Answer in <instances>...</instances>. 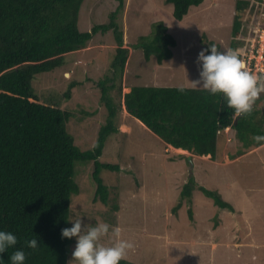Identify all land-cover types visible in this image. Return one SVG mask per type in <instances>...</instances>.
<instances>
[{"label":"rangeland","instance_id":"374dc122","mask_svg":"<svg viewBox=\"0 0 264 264\" xmlns=\"http://www.w3.org/2000/svg\"><path fill=\"white\" fill-rule=\"evenodd\" d=\"M118 3L84 0L79 27L86 30L109 22V13ZM125 3L119 23L125 31L124 45L130 52L122 80L123 93L133 85L197 87L192 81L199 78V51L207 48L210 40L219 44L221 50L232 49L236 0H205L191 6L181 20L174 17L173 5L166 0ZM243 17L249 19L251 13L245 11ZM159 20L168 25L177 40L172 57L162 63L155 57L147 60L142 47L136 46L142 35L152 33V24ZM256 20L247 21V28L252 29ZM256 34L251 31L245 35L247 40L244 37L241 41L254 45V39L256 49L259 48L255 56L261 55L254 58L255 68L264 71V29L258 38H253ZM116 46L113 29L105 35L97 34L88 46L66 53L61 67L36 74L32 81L44 102L72 112L67 130L82 150L93 147L99 128L105 123L107 109L100 100L97 81L111 73ZM244 65L247 69L248 64ZM75 80L81 83L72 88L70 98L65 97L68 85ZM112 95L120 101L117 88ZM256 99L260 102L257 107L264 111V92ZM116 120L119 132L108 137L100 157L102 162L120 165L119 170L101 171L111 191L108 203L93 201L94 162L77 160L74 177L80 191L72 195L70 220L82 216L84 224L99 219L118 227L119 238L135 245L125 258L138 264H264V143L244 147L235 129L229 127L220 131L217 155L212 157L172 148L131 115L124 104ZM191 175L197 187L189 200L182 198L181 190ZM200 186L220 193L233 209L220 208ZM113 202L118 204L116 209ZM113 239L110 228L101 243L109 244ZM75 245L74 237L70 261Z\"/></svg>","mask_w":264,"mask_h":264},{"label":"trees","instance_id":"16d2710c","mask_svg":"<svg viewBox=\"0 0 264 264\" xmlns=\"http://www.w3.org/2000/svg\"><path fill=\"white\" fill-rule=\"evenodd\" d=\"M204 1L166 0L173 5V15L179 20L191 6ZM118 2L109 13V22L83 30L78 20L84 0H0V230L13 232L17 237L14 246L0 253V264H11L9 256L17 249L25 253L24 264H70L74 237L62 238L61 230L72 226L71 199L73 193L80 191L74 177L76 161L94 162L93 201L107 204L111 191L101 171L119 170L120 165L102 162L100 157L108 137L119 132L116 118L122 99L131 115L176 148L216 157L219 131L229 126L235 129L244 147L264 143L253 139L264 134V111L257 107L259 99L250 113L237 115L222 94L212 95L198 87L133 85L123 93L130 48L124 45L125 32L119 23L126 0ZM235 8L231 46L242 60L249 43L241 40H247L245 35L251 33L246 23L264 11V0H236ZM245 11L251 13L249 19L243 17ZM112 29L117 46L111 73L97 81L107 115L93 147L82 150L67 130L72 112L44 102L32 81L36 74L61 67L66 53L88 46L95 35H105ZM176 43L168 25L159 20L152 24V33L142 35L136 46L142 47L147 60L155 57L162 63L172 57ZM208 44H216L221 50L213 40ZM80 83L72 81L64 96L70 98L72 88ZM181 87L183 92L178 90ZM116 88L120 101L112 95ZM240 151L243 153V149ZM196 187L191 175L181 190L182 198L191 200ZM200 188L220 208L233 209L217 191ZM111 204L114 209L118 207L116 202ZM189 214L193 217L192 209ZM92 220L90 224L99 221ZM109 221L113 223V219ZM34 237L38 247H27L26 241ZM119 264L138 263L124 258Z\"/></svg>","mask_w":264,"mask_h":264},{"label":"clouds","instance_id":"9594fccd","mask_svg":"<svg viewBox=\"0 0 264 264\" xmlns=\"http://www.w3.org/2000/svg\"><path fill=\"white\" fill-rule=\"evenodd\" d=\"M245 55L246 53L241 60L234 49L219 50L216 44H208L207 48H202L197 54L199 78L192 81L195 86L199 85V88L209 94H222L227 106L234 109L237 115L250 113L256 98L264 92V75H260L264 72L260 71L259 75H256L247 71L242 63ZM178 90L183 92L184 88ZM253 139L264 142V134L255 135ZM70 221L72 226L63 228L61 236L69 239L75 237L76 245L71 260L75 261V264H119L126 257L128 250L135 247L132 241L119 238L118 227L110 226L106 222L84 224L82 216ZM110 228L113 241L109 244L101 243V238L109 234ZM16 243L17 237L13 232L0 230V253L6 252ZM26 244L27 247L36 249L38 239L34 237L26 241ZM25 259L22 249L15 250L9 256L11 264H24Z\"/></svg>","mask_w":264,"mask_h":264},{"label":"built area","instance_id":"2783aa9c","mask_svg":"<svg viewBox=\"0 0 264 264\" xmlns=\"http://www.w3.org/2000/svg\"><path fill=\"white\" fill-rule=\"evenodd\" d=\"M255 18L257 20H256L255 25L252 27L251 31H252V34L257 33L256 35L253 36V38L254 37L258 38L259 32L263 31L264 29V11H261L259 14L255 15ZM249 42H250V38H249ZM251 42H254V45L249 44V49L247 50L244 61L242 63H243L244 68H246L244 65L245 62L246 64H248V68L246 69L247 71H249L250 73L253 72V74L259 75L260 70L255 68L256 60L254 58H258L261 55L255 56V54L259 51V48L256 49L258 45L256 44L255 46L254 39ZM261 47H264V41ZM249 52H251V54H248ZM254 70H256V73L254 72ZM261 72H264V71H261Z\"/></svg>","mask_w":264,"mask_h":264},{"label":"bare ground","instance_id":"6f19581e","mask_svg":"<svg viewBox=\"0 0 264 264\" xmlns=\"http://www.w3.org/2000/svg\"><path fill=\"white\" fill-rule=\"evenodd\" d=\"M171 147L174 148V149H178V150H182V151H184L183 149L176 148V147H174V146H172V145H171Z\"/></svg>","mask_w":264,"mask_h":264},{"label":"water","instance_id":"95a60500","mask_svg":"<svg viewBox=\"0 0 264 264\" xmlns=\"http://www.w3.org/2000/svg\"><path fill=\"white\" fill-rule=\"evenodd\" d=\"M189 156H190V155H189ZM189 158H190V160H192L191 156H190Z\"/></svg>","mask_w":264,"mask_h":264},{"label":"crops","instance_id":"0c3cea01","mask_svg":"<svg viewBox=\"0 0 264 264\" xmlns=\"http://www.w3.org/2000/svg\"><path fill=\"white\" fill-rule=\"evenodd\" d=\"M171 146V145H170Z\"/></svg>","mask_w":264,"mask_h":264}]
</instances>
